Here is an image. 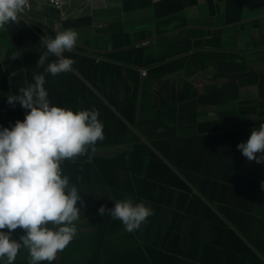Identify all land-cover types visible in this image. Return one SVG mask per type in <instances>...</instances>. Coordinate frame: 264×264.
Wrapping results in <instances>:
<instances>
[{"label":"crops","instance_id":"obj_1","mask_svg":"<svg viewBox=\"0 0 264 264\" xmlns=\"http://www.w3.org/2000/svg\"><path fill=\"white\" fill-rule=\"evenodd\" d=\"M68 29L72 71L52 76L40 41ZM38 74L50 106L95 110L104 133L61 164L81 213L51 264H264V162L237 148L264 124V0H34L0 30V130ZM127 199L154 212L133 232L98 214Z\"/></svg>","mask_w":264,"mask_h":264},{"label":"clouds","instance_id":"obj_2","mask_svg":"<svg viewBox=\"0 0 264 264\" xmlns=\"http://www.w3.org/2000/svg\"><path fill=\"white\" fill-rule=\"evenodd\" d=\"M28 2L0 0V30L10 22L19 23ZM77 40V32L71 29L54 39L42 37L40 43L47 51L39 55L37 66L45 65L51 54L57 60L47 64L45 73L56 76L72 71L74 60L63 53L72 52ZM34 81L22 87L20 95H8L7 99L10 105L19 102L30 110L25 119L16 121L11 129L0 130V259L6 258L7 264H13L22 246L29 250L31 264H51L71 242L77 231L74 222L81 213L77 207L81 196L75 186H70L69 178L62 175L61 164L84 155L89 146L104 139L103 124L95 110L74 112L50 106L45 75H34ZM237 148L249 161L264 162V124L259 130L253 128L249 139ZM106 212L119 219L128 232L140 229L154 214L150 207L134 205L131 199L116 201L111 209L101 205L98 214ZM18 228L25 232L20 242L11 238Z\"/></svg>","mask_w":264,"mask_h":264},{"label":"built area","instance_id":"obj_3","mask_svg":"<svg viewBox=\"0 0 264 264\" xmlns=\"http://www.w3.org/2000/svg\"><path fill=\"white\" fill-rule=\"evenodd\" d=\"M32 1H34V0H29L28 6H26L24 10H29ZM39 1H42V2H44L48 5H51L53 7H60V5L62 4V0H39Z\"/></svg>","mask_w":264,"mask_h":264}]
</instances>
